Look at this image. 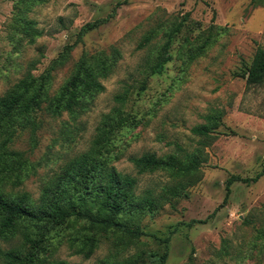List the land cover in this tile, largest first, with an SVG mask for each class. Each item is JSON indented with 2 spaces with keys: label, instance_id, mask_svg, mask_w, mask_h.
<instances>
[{
  "label": "rangeland",
  "instance_id": "rangeland-1",
  "mask_svg": "<svg viewBox=\"0 0 264 264\" xmlns=\"http://www.w3.org/2000/svg\"><path fill=\"white\" fill-rule=\"evenodd\" d=\"M15 13V0H0V95L33 60L39 59L32 70L37 76L68 52L51 73L56 91L80 58L109 53L110 46L120 51L114 71L101 80L104 90L76 120L67 113L43 114L39 129L18 131L14 147L35 169L13 188L15 194L36 199L44 180L87 151L102 115L127 86L124 108L139 123L114 136L110 153L117 155L111 161L116 169L138 176L137 193H160L175 179L163 170L137 174L129 156L203 157L199 180L185 189L186 196L144 215L127 246L118 239L129 236L108 232L84 258L69 247L67 238L80 228L69 222L47 244L45 263L264 264V83L249 86L244 78L257 46L264 49V0H44L26 13L41 31L33 42L12 26ZM181 19L180 31L163 49L170 60L161 73H144L146 56L165 44L163 32ZM158 26L162 31L153 45L138 48L142 36ZM205 37L210 42L198 50ZM214 114L220 115L217 126L208 120ZM204 124L213 127L210 138L191 132ZM261 171L256 182L228 183L231 176L251 178Z\"/></svg>",
  "mask_w": 264,
  "mask_h": 264
},
{
  "label": "trees",
  "instance_id": "trees-1",
  "mask_svg": "<svg viewBox=\"0 0 264 264\" xmlns=\"http://www.w3.org/2000/svg\"><path fill=\"white\" fill-rule=\"evenodd\" d=\"M41 1L44 0H15L12 26L21 36L28 37V42H33L41 31L33 26L26 13ZM182 24L181 19L180 25L171 24L165 29L162 36L166 42L152 49L156 52L154 55L149 53L146 56L144 73H161L164 64L170 60L163 49L180 31ZM161 31L162 26L150 29L142 36L138 48L152 46ZM210 40L209 37L202 38L197 49L202 50ZM67 56L68 52H65L37 76L32 70L39 59L33 60L20 79L0 95V264H69L63 260L45 263L44 257L47 244L60 237L69 222L74 223L73 226L80 224L75 234L71 233L67 238L69 247L84 258L93 254L102 235L108 232L129 236L126 241L118 239V245L125 247L136 235L134 233L140 232L139 222L144 215L154 213L165 203L185 197V189L199 180V165L203 158L199 152L187 153L183 158L174 154L158 157L154 153L128 157L137 174L163 170L175 179L160 193L151 189L137 193L138 176L119 171L111 163L117 158L110 153L115 145L114 136L139 123L137 115L124 108L130 92L127 86L115 96V105L102 115L87 151L67 160L61 172L44 180L36 199L27 192L15 194L13 188L19 187L35 169L26 153L14 147L18 131L39 129L41 122L38 118L43 114L60 117L67 113L76 120L79 114L89 109L93 98L104 90L101 80L114 71L120 51L110 46L109 53L102 50L80 58L67 80L59 89L52 91L51 73L65 62ZM244 78L249 86L264 83L262 47L255 49ZM139 87L143 89L144 84ZM208 120L212 121L211 126H217L220 115L214 114ZM211 126L198 125L191 132L210 138ZM261 175L262 171L251 178L231 176L228 183L234 180L256 182ZM5 186L11 190H5Z\"/></svg>",
  "mask_w": 264,
  "mask_h": 264
}]
</instances>
